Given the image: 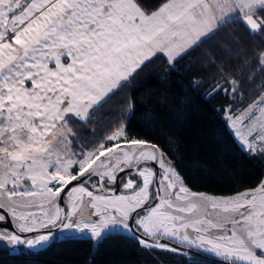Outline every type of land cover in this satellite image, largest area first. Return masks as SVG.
I'll return each mask as SVG.
<instances>
[{
    "label": "snow or ice",
    "instance_id": "6c2138e0",
    "mask_svg": "<svg viewBox=\"0 0 264 264\" xmlns=\"http://www.w3.org/2000/svg\"><path fill=\"white\" fill-rule=\"evenodd\" d=\"M234 21L264 44V0H0V247L36 254L58 234H116L182 264H264V179L194 190L169 150L129 134L131 96L102 134L90 127L149 65L173 69ZM241 86L224 76L205 95L234 99ZM237 107L221 118L241 151L264 158V94Z\"/></svg>",
    "mask_w": 264,
    "mask_h": 264
},
{
    "label": "trees",
    "instance_id": "16d2710c",
    "mask_svg": "<svg viewBox=\"0 0 264 264\" xmlns=\"http://www.w3.org/2000/svg\"><path fill=\"white\" fill-rule=\"evenodd\" d=\"M254 45L264 48L261 38L251 36L238 21L229 22L173 69L164 60L145 68L95 114L90 127L102 134L113 114H128L122 101L131 96L135 107L126 120L129 134L147 136L169 150L194 190L228 195L254 186L264 179V158L241 151L221 118L228 103L238 105L239 111L264 91V73L251 67ZM224 76L242 85L238 95L233 99L218 93L209 99L205 92L211 84L223 83ZM198 80L203 82L194 87ZM198 259L199 264H213ZM183 260L169 252L145 250L126 235L116 234L99 244L65 238L36 254L0 249V264H182Z\"/></svg>",
    "mask_w": 264,
    "mask_h": 264
},
{
    "label": "rangeland",
    "instance_id": "374dc122",
    "mask_svg": "<svg viewBox=\"0 0 264 264\" xmlns=\"http://www.w3.org/2000/svg\"><path fill=\"white\" fill-rule=\"evenodd\" d=\"M261 94H264V91H262L258 96H260ZM257 96V97H258ZM256 97V98H257ZM255 98V99H256ZM250 104V103H249ZM228 129V128H227ZM229 130V129H228ZM231 133V132H230ZM232 135V134H231ZM238 146V145H237ZM239 147V146H238ZM65 238H84V237H81V236H77V235H75V234H72L71 235V237H69V235L68 234H63V235H60V234H58L57 235V237H56V240L55 241H53L52 243H55V242H57V241H60V240H62V239H65ZM47 248V247H46ZM45 248V249H46ZM0 249H6V250H8L9 252H11L9 249H7V248H3V247H0ZM45 249H43V250H45ZM43 250H36V253H38V252H40V251H43ZM11 253H13V252H11ZM208 257H210V256H208ZM211 258H213V257H211Z\"/></svg>",
    "mask_w": 264,
    "mask_h": 264
},
{
    "label": "water",
    "instance_id": "95a60500",
    "mask_svg": "<svg viewBox=\"0 0 264 264\" xmlns=\"http://www.w3.org/2000/svg\"><path fill=\"white\" fill-rule=\"evenodd\" d=\"M198 258H200V259H202V260H206V261H210V262H213V258H211V257H206V256H200V257H198Z\"/></svg>",
    "mask_w": 264,
    "mask_h": 264
},
{
    "label": "crops",
    "instance_id": "0c3cea01",
    "mask_svg": "<svg viewBox=\"0 0 264 264\" xmlns=\"http://www.w3.org/2000/svg\"><path fill=\"white\" fill-rule=\"evenodd\" d=\"M217 18H220V17H219V14L217 15ZM213 23H214V22H213Z\"/></svg>",
    "mask_w": 264,
    "mask_h": 264
}]
</instances>
